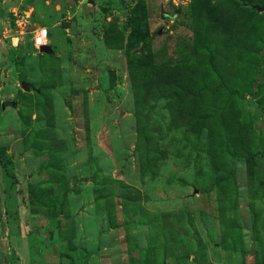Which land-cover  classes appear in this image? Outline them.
<instances>
[{"label":"rangeland","instance_id":"374dc122","mask_svg":"<svg viewBox=\"0 0 264 264\" xmlns=\"http://www.w3.org/2000/svg\"><path fill=\"white\" fill-rule=\"evenodd\" d=\"M255 5L0 0V264H264Z\"/></svg>","mask_w":264,"mask_h":264},{"label":"built area","instance_id":"2783aa9c","mask_svg":"<svg viewBox=\"0 0 264 264\" xmlns=\"http://www.w3.org/2000/svg\"><path fill=\"white\" fill-rule=\"evenodd\" d=\"M49 33L47 28L37 26L33 32V45L35 48L40 49L41 47L48 45Z\"/></svg>","mask_w":264,"mask_h":264},{"label":"water","instance_id":"95a60500","mask_svg":"<svg viewBox=\"0 0 264 264\" xmlns=\"http://www.w3.org/2000/svg\"><path fill=\"white\" fill-rule=\"evenodd\" d=\"M254 8L257 9V11H259V12H263V11H264V8H263V7H259V6H257V5H255ZM40 51H41V52H44V53H48V51H49V47H48V46L41 47V48H40ZM22 87H23L26 91H29V90H30V86H29L27 83H25V82L22 83Z\"/></svg>","mask_w":264,"mask_h":264}]
</instances>
